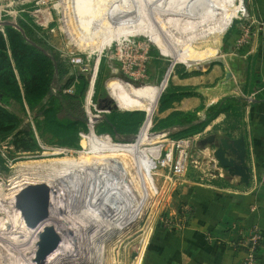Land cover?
I'll return each instance as SVG.
<instances>
[{
    "label": "rangeland",
    "instance_id": "374dc122",
    "mask_svg": "<svg viewBox=\"0 0 264 264\" xmlns=\"http://www.w3.org/2000/svg\"><path fill=\"white\" fill-rule=\"evenodd\" d=\"M238 4L239 0H0V24L13 25L22 15H28L41 28L38 36L59 55L70 73L83 72L88 76L86 92L91 88L92 102L99 111L92 110V113L97 119L108 114L109 108L121 112L139 108L138 102L142 103L141 111L148 119L153 105H147L145 99L134 98L133 90L140 89L135 93L137 96L145 93L151 97V87L160 86L167 77V89L177 70L207 69L218 60L227 68L229 57L247 53L256 25L244 18L237 19L242 18L241 13L232 18ZM202 11H210V16L203 18ZM227 14L232 19L220 35L218 45L212 47L200 42L205 36L214 35L212 23ZM137 25L143 30L132 28ZM4 26H0V31ZM159 32L172 42L170 49ZM153 50L159 55L161 51L169 52L168 56L160 55L159 83L151 62ZM209 50L215 51L212 57L203 59L199 55ZM101 58L103 69L98 74ZM111 79L125 82L127 99L118 104L119 110L111 98L103 101L96 91L97 88L106 91ZM162 93L147 125L146 136L141 134L136 144H128L129 136L117 141L110 135L103 136L106 134L94 133L95 136L87 122V131L78 133L79 149L60 147L58 139L49 135L39 137L33 121L36 112L23 110L15 101L1 104L21 120L22 126L33 130L41 150L17 151L11 137L0 136V264H97L102 253L107 264L132 263L141 237L149 228L152 233L162 227V220L173 218L176 207L177 182L169 167L157 161L160 151L162 155L165 153L167 144L163 140L167 136L152 130L162 113L158 110ZM204 139L195 141L189 153H194L195 147L208 152L210 146L203 144ZM134 149L137 153L132 161ZM92 158L94 170L86 167ZM49 162L53 166L50 172L37 173L38 164ZM123 167L125 187L120 178ZM108 172L111 181L106 176ZM157 172L163 174L158 176ZM27 186L36 187L45 195L36 233L28 231L13 205L15 195ZM19 221L22 231L15 232Z\"/></svg>",
    "mask_w": 264,
    "mask_h": 264
},
{
    "label": "crops",
    "instance_id": "0c3cea01",
    "mask_svg": "<svg viewBox=\"0 0 264 264\" xmlns=\"http://www.w3.org/2000/svg\"><path fill=\"white\" fill-rule=\"evenodd\" d=\"M204 9L208 10V8ZM247 13L248 19L256 22L253 26H257L250 39L247 53L234 55L235 58L229 57L230 67L227 68L221 60H218V63L211 68L193 70L198 74L184 78L179 77L183 72L177 70L171 77V85L198 88L211 87L227 81L239 98L240 94H254L252 98L248 97L245 100L240 98V104L234 113L219 115L202 135H198V138L193 137L197 139L196 141H200L208 136L231 139L243 136L251 172L249 183L247 186L240 184L238 178L227 176L223 171L222 176L216 179L199 180L197 173L189 168L187 173L177 181L174 191L176 196V207L172 218L174 227L168 229L162 226L164 228L160 227L152 233V229L149 228L141 237L137 258L130 264H240L246 249L239 245L238 232L253 226L258 227L262 233L263 241L258 255V264H264V183H257L258 173L264 169V99H256L258 90L244 89L236 76L239 65L247 64L249 74L257 76L256 82L264 90V0H247ZM201 16L209 17L210 11H202ZM234 16L235 14L232 18ZM231 19L228 14L221 20L216 19L215 24L212 23L215 25L213 26L214 35H207L204 37L205 40L202 38L200 42H206L212 47L217 46L220 35L225 32ZM192 20L195 21V17ZM199 22L201 23L200 19ZM160 34L161 40L170 49L169 45L172 42L166 35ZM115 81L123 87L125 92L123 84L125 82L119 79ZM123 99L122 97L117 103L123 102ZM138 103L140 106L137 105L139 108L135 109L143 110L142 103ZM201 104L202 100L198 97L184 98L162 112L160 119L172 112L194 111ZM152 105L153 108L150 109L148 116L155 108L154 103ZM194 149V153L200 159L212 162L211 148L208 152L206 149L197 147ZM136 153L137 149H134L132 161ZM161 173L157 172L156 175L160 176ZM125 175L126 169L123 167L122 172L120 171L123 186ZM133 192L139 193L134 190Z\"/></svg>",
    "mask_w": 264,
    "mask_h": 264
},
{
    "label": "trees",
    "instance_id": "16d2710c",
    "mask_svg": "<svg viewBox=\"0 0 264 264\" xmlns=\"http://www.w3.org/2000/svg\"><path fill=\"white\" fill-rule=\"evenodd\" d=\"M39 31L41 28L26 14L17 20L15 26L5 25L0 31V104L15 101L23 110L27 108L30 113L36 112L33 121L39 137L49 135L58 139L60 147L79 149L78 133L87 131L84 97L88 76L83 72L71 74L59 55L46 44L45 39L38 36ZM151 54V62L157 73L156 82L159 83L162 78V72L159 71L162 58L154 50ZM103 62L101 58L98 74L103 69ZM195 74L198 72H183L179 77ZM236 76L244 89L258 90L256 99H264V90L256 82L257 76L249 74L247 64L239 65ZM118 89L123 91L115 79L108 82L109 95L117 102L122 98ZM70 90L72 92H68ZM96 91L103 101L109 98L104 88H97ZM189 97L200 98V107L186 113L172 112L159 119L152 130L165 133L172 140L193 138L202 134L219 115L234 113L240 104V98L224 81L211 87L198 88L170 85L159 98L158 110L161 113L173 103ZM143 121V112L110 110L99 117L93 128L96 135H110L117 141L136 135ZM0 136L2 139L11 137L12 146L17 151L34 153L41 150L33 130L22 126L21 120L1 105ZM106 176L111 181L109 172Z\"/></svg>",
    "mask_w": 264,
    "mask_h": 264
},
{
    "label": "built area",
    "instance_id": "2783aa9c",
    "mask_svg": "<svg viewBox=\"0 0 264 264\" xmlns=\"http://www.w3.org/2000/svg\"><path fill=\"white\" fill-rule=\"evenodd\" d=\"M237 19H243L247 21L249 20L248 17L243 16L242 18L238 17ZM254 23L256 22L253 20L250 21L251 25ZM165 88L166 85L163 87L160 93H162ZM90 89L91 88H89V91L85 93L84 97V114L87 122H89V124L92 126L94 124L93 120L97 119V116L93 115L92 110L97 113H99V111H97L95 105L92 102L93 93L90 92ZM68 92H71V90ZM253 96L254 94H240V98L243 100L247 99L248 97L252 98ZM150 130L151 127L149 128L148 133ZM79 135L80 137L83 136V134ZM195 141L196 140L194 138H185L180 140H172L167 138L163 140V142L167 144V148H165L164 155H162L160 151L157 161L161 160L160 164L162 166L169 167L173 178H175V182L181 179L187 173L189 168H192L197 173L199 180L216 179L222 176V170L216 168L213 160L212 162H206L203 159H200L196 153H189V149L193 146ZM257 183H264V169L258 173ZM161 222L165 228L171 229L174 227L172 218L164 219ZM238 236L240 238L239 245L245 247L246 249L245 255L240 264H258V255L263 241L260 229L253 226L245 230H240L238 232Z\"/></svg>",
    "mask_w": 264,
    "mask_h": 264
},
{
    "label": "water",
    "instance_id": "95a60500",
    "mask_svg": "<svg viewBox=\"0 0 264 264\" xmlns=\"http://www.w3.org/2000/svg\"><path fill=\"white\" fill-rule=\"evenodd\" d=\"M238 6L240 12H237V14L241 13L243 17H248L247 0H240ZM6 24H0V26H4ZM13 25L15 26L14 23ZM160 55L165 57L162 53H160ZM106 92L109 98L112 99L107 89ZM108 110L110 111L111 109L109 108ZM97 120L98 119L93 120V123ZM137 138L138 134L133 135L128 139V143H132ZM203 144H208L210 146L211 157L216 168L222 170L227 176L238 178L240 184L246 186L248 185L251 178V172L247 162V151L243 136L236 139H231L229 137L215 138L214 136H208L203 140ZM44 199V192L36 187H28V190H23L20 194L19 200L22 203V212L26 217V221L33 227L37 226L40 221L39 215L45 202ZM43 253L45 254L44 250ZM134 257L136 258L137 254H135Z\"/></svg>",
    "mask_w": 264,
    "mask_h": 264
},
{
    "label": "bare ground",
    "instance_id": "6f19581e",
    "mask_svg": "<svg viewBox=\"0 0 264 264\" xmlns=\"http://www.w3.org/2000/svg\"><path fill=\"white\" fill-rule=\"evenodd\" d=\"M240 1V0H239ZM237 12H240V10H239V6L238 5H236V7H235V9H234V12H233V14H237ZM132 28H135V29H137L138 31H142L143 30V27L141 26V25H137V26H134V27H132ZM106 36V35H105ZM161 53L162 54H164L165 56H168V54H169V52L167 53L166 51H161ZM214 53H215V51L214 50H209V51H206V52H203V53H199V55H201V56H203V59H207V58H210V57H212L213 55H214ZM202 59V60H203ZM167 77H166V79H164L163 80V82H162V84H161V86H156V87H151V97H147V96H145V95H147V94H143V96H137V95H135V93L137 92V91H139L140 89H136V90H133V95H134V98H136V99H138V100H140V99H145V100H147V102L148 103H151V104H153L154 103V106H156V102H157V99H158V96H159V94H160V92L162 91V89H163V87H165V85H166V81H167ZM112 80V79H111ZM111 80H109V81H111ZM108 81V82H109ZM106 89L108 90V83L106 84ZM109 92V91H108ZM118 93L126 100L127 98H126V96H125V94H124V92L123 91H120L119 89H118ZM115 102V104H116V106L118 107V109H119V105H118V103H117V101H114ZM148 105H150V104H148ZM155 109V108H154ZM120 111V110H119ZM134 111H140V112H143V111H141L140 109H131V110H129V111H125V112H134ZM144 113V112H143ZM153 113H154V110H153V112H152V114L149 116V118L147 119V117H146V115H145V113H144V124H143V126L141 127V129H140V132L138 133V138L135 140V142H133V143H128V144H136L137 143V141L139 140V138H140V135L142 134V135H145L146 136V128H147V125L149 124V122L151 121V118H152V116H153ZM89 129L91 130V132L93 133V131H92V128H91V124H89ZM94 134V133H93ZM95 135V134H94ZM96 136V135H95ZM103 136H106V135H103ZM88 161H90V160H88ZM54 164V163H53ZM87 164V163H86ZM51 165V166H50ZM57 165V164H56ZM67 165V164H66ZM69 166V165H68ZM85 166V165H84ZM53 166H52V164H51V162H49V163H41V164H38L37 166H36V170H37V173H39V172H50V170H51V168H52ZM74 169L76 168V166H72ZM81 167V166H80ZM86 167H89L90 169H93L94 170V158H92L91 159V162H90V164H89V166H86ZM113 167V166H112ZM60 168V167H59ZM88 168V169H89ZM77 169V168H76ZM81 169V168H80ZM82 169H84V167L82 168ZM81 169V170H82ZM70 170V169H69ZM122 170H123V168H122ZM122 170H121V172H122ZM35 171V170H34ZM80 171V170H79ZM43 172V173H44ZM36 174V173H35ZM70 174V173H69ZM40 176H42L41 174H39ZM39 175H37V176H39ZM45 176H47V175H45ZM91 177V176H90ZM123 177V176H122ZM28 187H32V186H27V187H24L23 189H21L16 195H15V197L13 198V205H14V207L15 208H17L18 209V211H19V213L21 214V217H22V219L24 220V222H25V225H26V227H27V229H28V231H30V233L32 232V233H36L37 232V230L39 229V225L41 224V222L39 221V223L37 224V226H35V227H33V226H31V225H29V223L26 221V217L24 216V214H23V212H22V203H21V201L19 200V198H18V196H19V194H21V192L23 191V190H28ZM116 193V189H115V192H114V194ZM46 195H47V193H46ZM13 196V194H11L10 195V197H12ZM114 197V196H113ZM140 198V197H139ZM8 200V199H7ZM111 205H113V204H111ZM11 207V206H10ZM111 207H109V209H110ZM108 209V208H107ZM107 211V210H106ZM105 211V212H106ZM110 211H111V209H110ZM108 212V211H107ZM105 214V213H104ZM107 215V214H106ZM9 217L11 216V215H8ZM62 216V215H61ZM13 217V216H12ZM107 217V216H106ZM8 218V217H7ZM10 221V220H9ZM12 221V220H11ZM101 223V222H100ZM106 223V222H105ZM108 223V222H107ZM15 224V223H14ZM120 224L122 225V222L120 221ZM8 225V224H7ZM22 223L19 221V224H16L15 225V232L16 231H19V229H21V231H22ZM103 226V225H102ZM9 227V226H8ZM12 227V226H11ZM108 227V226H107ZM14 229V227H12L11 228V230H13ZM106 229V228H105ZM109 228H107V230H108ZM10 230V231H11ZM25 230V229H24ZM23 230V231H24ZM106 230V231H107ZM118 233V232H117ZM4 235V234H3ZM113 235V234H112ZM120 236V235H119ZM30 238V237H29ZM35 240V239H34ZM93 247V246H92ZM8 248V247H7ZM102 251H103V249H102ZM106 252V251H105ZM104 252V253H105ZM102 253V252H101ZM102 257L100 258V257H98L99 259H100V262H98L97 264H107V263H105L104 262V254L102 253ZM23 256V260L24 259H26V256L25 255H22ZM86 256V255H85ZM106 256V255H105ZM20 257H21V255H20ZM19 257V258H20ZM27 258H28V256H27ZM33 258H34V254H33ZM137 258V257H136ZM135 258V259H136ZM134 259V260H135ZM27 260V259H26ZM30 260V259H29ZM99 261V260H98ZM88 262V261H87ZM93 262V261H92ZM95 262V261H94ZM97 262V261H96ZM106 262H108V261H106ZM111 262V261H110ZM89 263V262H88ZM112 263V262H111Z\"/></svg>",
    "mask_w": 264,
    "mask_h": 264
}]
</instances>
